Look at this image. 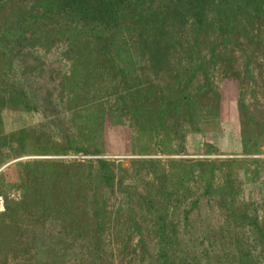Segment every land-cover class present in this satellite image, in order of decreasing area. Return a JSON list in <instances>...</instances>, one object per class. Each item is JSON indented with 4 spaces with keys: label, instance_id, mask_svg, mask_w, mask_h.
Returning <instances> with one entry per match:
<instances>
[{
    "label": "rangeland",
    "instance_id": "374dc122",
    "mask_svg": "<svg viewBox=\"0 0 264 264\" xmlns=\"http://www.w3.org/2000/svg\"><path fill=\"white\" fill-rule=\"evenodd\" d=\"M74 1L23 62L5 53L30 0H0V264H154L156 213L180 259L237 264L220 253L240 228L264 264V0H144L114 30Z\"/></svg>",
    "mask_w": 264,
    "mask_h": 264
},
{
    "label": "trees",
    "instance_id": "16d2710c",
    "mask_svg": "<svg viewBox=\"0 0 264 264\" xmlns=\"http://www.w3.org/2000/svg\"><path fill=\"white\" fill-rule=\"evenodd\" d=\"M88 1L89 2L85 4V6L82 7L81 5H79L80 8H78L79 12L81 11L84 12V16H79L80 18L79 20L83 21L82 25H89V20H90L91 22L94 23V25L102 24L103 27L114 30L112 26L116 25L115 22L117 21V18L125 17V16L127 17V14H125L126 10H132V11L136 10L144 0H88ZM25 3H27V1ZM73 3H75L74 0H30L29 6L28 7L25 6V8L22 10V13L17 14L14 20V24L19 23L18 25L21 26L22 28V29L18 28L16 30V31L19 30L20 41L24 40L22 42H26V43L22 48L16 51L8 50V52L5 53L7 58L13 61L18 59L19 57L20 58L22 57L21 60H23V62H26L27 60L42 61L45 55L49 57L47 53L48 51H46V49L49 50V48L53 44L52 43L53 39H49L48 34L53 31H56L55 25L58 24L56 20L59 19V17L61 18V15H63L64 13V9L66 10L67 13V11H69L67 9L71 7H75V4ZM150 3L151 2H149L146 6L149 9L151 8ZM166 3L169 5V2ZM87 11L89 12V14H86ZM142 16L143 17H140L138 15L137 17L138 22H141L143 19L147 17L143 14ZM65 18L69 19V20H64L66 21L67 24L71 23L76 19L73 16V14H68V13H67V17L65 16ZM38 23L43 24V27L41 28ZM20 41L17 42L18 43L17 46L21 43ZM38 43L40 45H44L42 46L43 48L35 46ZM76 53L77 55L79 54L80 56H87L85 53L82 55L81 51H77ZM16 68L18 70L17 73H21V71L23 70L21 65L20 66L16 65ZM21 81H22L21 79H16L15 83L23 84ZM14 87L16 92L21 91L23 92V94H26L23 88L18 89L15 85ZM47 93L48 92H45V94ZM28 98L25 99V104L27 106H29L30 103V101H28L29 100ZM31 103L33 104L35 102L31 101ZM39 105L40 102L37 103V106ZM21 132H23V130H21ZM64 135H68V132L64 133ZM99 164L100 165L98 166V169L100 170L101 175L103 176L104 179H107L104 171L102 170L105 169L106 161L100 159ZM206 187H208L207 191L216 192V194L221 196L226 197L230 194V188H228V185L226 183L224 184L218 183L216 186L212 187L208 185ZM147 199L151 201L149 207L155 209V204L152 201L153 199L145 195L143 200L146 201ZM93 203L96 204L95 202ZM224 208L226 210L228 209L227 212L232 216L236 224L240 225V227L245 229L246 232H247V226L248 229L250 228L249 224L259 229L258 228L259 223L256 220L257 217L255 214H252V216H250L248 213L245 212L237 214V212L233 210L232 206L231 207L225 206ZM153 213H155V210H153ZM156 215L157 216L155 223L153 222L152 224H149L153 228L150 230L153 233V236L149 238H147L145 234L143 237L140 236L141 238L139 239V244L137 245H139L140 247L142 245L144 246V249H146V247H149L150 242H152L154 239V243L156 245L155 253L153 254V251H147L148 257L154 259L153 260L154 264H198L199 262L198 260L200 259L198 255H194L193 257H191L190 260L178 258L181 255L178 254V252L173 251L172 244L170 240L167 238V234H168L167 226H169V223L167 219H165L166 217H164L163 214L156 213ZM239 221L241 223H239ZM246 221L247 223H249V224L246 223L247 226L245 224ZM141 225L142 224L140 222L138 221L135 222V220L133 219L131 220L130 227L132 226L134 230L140 231ZM241 230L242 229L239 228V231L235 233L236 236L231 239L232 242L230 241V244L228 243L229 250L224 249L223 252L221 251L220 254L224 253L225 255H228L229 257L233 258L239 253L237 255V259H238L237 264H252L250 263L251 257H250L249 249L246 248V250L244 251L242 250L244 247H247L248 238L249 240L251 238L248 233L243 235L245 236V238L242 235H240ZM219 235H221V237L225 236L224 232L222 231L221 233H219ZM246 235H248V238H246ZM235 248L237 249L236 251ZM136 253L137 255H139L140 259L143 258V250L136 251ZM136 253L133 252V254ZM190 261H192V263ZM224 263L228 264V262H224Z\"/></svg>",
    "mask_w": 264,
    "mask_h": 264
}]
</instances>
